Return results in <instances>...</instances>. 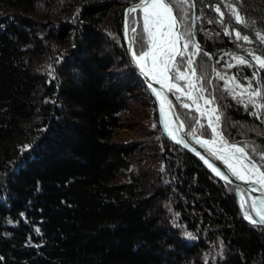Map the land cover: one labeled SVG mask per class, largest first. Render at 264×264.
Returning a JSON list of instances; mask_svg holds the SVG:
<instances>
[{
	"label": "trees",
	"instance_id": "1",
	"mask_svg": "<svg viewBox=\"0 0 264 264\" xmlns=\"http://www.w3.org/2000/svg\"><path fill=\"white\" fill-rule=\"evenodd\" d=\"M136 1L0 0V264H264V226L244 219L234 187L159 127L123 44V11ZM222 1L172 0L181 31L201 45L194 78L214 101L219 131L264 164V107L259 115L245 107L217 75L258 73L264 91V69L247 54L264 58V0H228L244 24ZM133 16L139 53L146 37ZM225 52L249 63L226 69ZM171 95L188 130L210 139ZM141 96L146 136L117 141L120 115Z\"/></svg>",
	"mask_w": 264,
	"mask_h": 264
},
{
	"label": "snow or ice",
	"instance_id": "2",
	"mask_svg": "<svg viewBox=\"0 0 264 264\" xmlns=\"http://www.w3.org/2000/svg\"><path fill=\"white\" fill-rule=\"evenodd\" d=\"M181 3L186 4L187 0H181ZM174 8L175 5L172 0H140L139 3L128 9V14L130 16L136 13L137 10L142 13V29L146 37V50H141L139 53L132 51L131 57L134 64L139 68L141 74L144 75L146 79L160 84L162 89L166 87L168 91L175 90L182 96L186 95L193 103H196V99L192 96V89L196 88V84L192 79V77H195L193 57L198 54L201 49L199 44L192 38L190 29L181 31L184 17L178 18V16L174 14ZM229 8L235 21L239 24H244L245 20L236 8L232 6H229ZM215 11L219 13L222 22L224 13L221 12L219 6L215 8ZM135 23H137V21L134 16L131 20L126 21V32L130 30L135 33L136 28L132 26ZM235 37L237 40L250 42L249 37L247 35L242 36L240 31L235 32ZM257 37L264 41V36L259 33H257ZM189 46L192 47V52L188 51ZM205 54L207 55V53ZM249 55L260 69H264V58L253 53H249ZM177 57H180L182 61L187 57L186 61H184L187 65L185 71H181L180 67L177 65ZM233 59L236 61V64L239 65H246L249 63V61L242 56H234ZM228 67H232V65H228ZM172 70H175L174 76L169 75ZM189 73H191V76H189ZM217 75L219 76V74ZM253 76H258V73H253ZM219 78L223 80L224 76H219ZM229 79L235 84V77ZM169 80H187V86L186 88H182L178 83H169ZM148 87L152 89L153 93H155L161 101V113L165 117L164 127L167 130V134L177 144H182L185 148H188L189 143L186 137L179 135L184 125L179 122L180 118L175 114L171 102L167 100L166 96H164L161 91L153 88L151 83L148 84ZM235 87L241 86L235 84ZM245 93L248 96L247 103L253 104L257 112L260 107H264V105L258 104L256 99L264 97V91L260 88L254 89L250 82L247 88H244L242 92L237 93V95L243 96ZM177 99H180V96H178ZM204 102L205 104H211L214 101L205 100ZM183 107L187 108L189 105L183 104ZM197 110L201 111L199 105H197ZM210 111L214 114L216 109L212 108ZM169 113H171V116L175 117V122L172 120L171 116H169ZM204 114L206 113L202 112V115ZM219 119V116H215V120L209 119L208 127L211 128L212 131L211 140H203L196 137L195 131L191 133L192 137L195 138L197 144L205 148L211 157L221 160L226 165L231 175L236 177V179L245 181L246 183L259 184L260 187L264 189V171H261L264 164H258L253 160L245 151L244 147H239L236 144H229L219 131ZM197 123H199V121H197ZM201 127H203V125H201ZM191 150L195 151V149ZM252 151H256V149L253 148ZM196 155L200 156V159L204 161L207 167L210 168L216 176L220 177V179L224 180L226 183H231L228 175L215 167L209 159H206L199 152H196ZM261 160H264V154L261 155ZM255 190V188L252 189V191ZM240 208L244 219L252 224H264V198L252 199L249 203L245 199V195L241 194ZM252 213L255 214V218ZM37 231L39 230L37 229ZM187 235L189 237L192 236L191 233H187Z\"/></svg>",
	"mask_w": 264,
	"mask_h": 264
},
{
	"label": "rangeland",
	"instance_id": "3",
	"mask_svg": "<svg viewBox=\"0 0 264 264\" xmlns=\"http://www.w3.org/2000/svg\"><path fill=\"white\" fill-rule=\"evenodd\" d=\"M229 6L235 7L228 0L222 1V7L225 10H227L229 15L232 17L233 21L236 22L232 12L230 11ZM221 12H222V10H221ZM139 15H140V13H139ZM218 16L221 19L219 13H218ZM140 18L142 20L141 15H140ZM236 31L237 30L232 31V35L234 36L235 39H236V37H235ZM259 34L264 36L261 33H259ZM258 40L264 46V41H262L259 38H258ZM240 41L245 43V44H248L251 42L250 39H249L250 42H245L243 40H240ZM188 51L189 52L193 51L191 46H189ZM249 53H253V52L250 49H248L247 54L249 55ZM253 54L257 55L256 53H253ZM234 56H241V55L231 54V53H226V52L222 54V63H223V65H225L224 68L229 69V68H233L235 66H243V65L236 64V61L233 59ZM249 57L251 58L250 55H249ZM177 58H179V57H177ZM186 59H187V57H185V61H186ZM252 62L257 68H259V66L255 63V61L252 60ZM177 65L180 67L181 71H185L187 69V65L186 64L183 65L181 60L177 61ZM228 65H232V67H228ZM169 75L174 76L175 70H172L169 73ZM189 76H191V73H189ZM219 76H224V79L222 80L224 83V88L233 98L238 100L245 107L254 111L257 115L260 114V109L257 112V109L253 104L247 103L248 96L246 93L243 96L237 95V93L242 92V90L244 88H247V86L250 82H251L252 87L254 89L259 88L257 85L256 76L255 77L253 76V78H251V79L244 78L242 81H239L234 75H232L228 72H222L221 74H219ZM231 77H235V84H239L241 87H235V84H233V82L229 79ZM192 79H193V82L196 84V88L192 89V96L196 99V103H193V101L190 100L186 95L182 96L180 93L176 92L175 90H172V92H174L176 98L178 96H180L179 100L181 101L182 106H183V104H188L189 107H187V109L193 110L195 112V114L197 115V121H199L198 127H201V125L206 126L208 131L211 134V138L210 139L205 138V139L211 140L212 139V131H211V128L208 127L209 119L211 118L212 120H215V116H219V114H218V111H217V109L213 103L205 104L204 101L210 100V99L203 95L202 91L199 89V87L197 85V81L195 80V78L192 77ZM168 82L169 83H178L182 88H186V86H187V80H180V81L169 80ZM233 89H234V91H233ZM170 93H171V91H170ZM201 97H203V98H201ZM256 99H257V103L260 104V98H256ZM197 105H199L201 111L197 110ZM212 108L216 109V112L214 114L211 113V111H210ZM202 112H204L206 114L202 115ZM149 115H150L149 103L147 102L146 98L141 96V98L139 99L137 104L131 105L127 112L120 115L123 118V123H124L123 126L124 127L121 128L120 130H118V132L116 134V140L117 141H132V140H140V139L144 138L147 134V130H148V126H149L148 121H147L149 118ZM200 120H203V121L201 122ZM217 146H219V145H217ZM117 181H119V178L117 179Z\"/></svg>",
	"mask_w": 264,
	"mask_h": 264
},
{
	"label": "water",
	"instance_id": "4",
	"mask_svg": "<svg viewBox=\"0 0 264 264\" xmlns=\"http://www.w3.org/2000/svg\"><path fill=\"white\" fill-rule=\"evenodd\" d=\"M139 2H140V0H137L136 2L129 4L128 6L125 7V9L123 11V20H122L123 44H124V48H125L128 60H129V62L131 64L132 68L134 69L135 74L137 75V77L141 81V83H142L145 91L147 92V94L150 96V98L155 103L159 127H160L164 137L168 141H170L171 143L177 145L178 147H180L181 149L186 151L188 154L193 156L213 176H215L216 178L220 179V177L216 176L215 173H213L211 171V169L207 167V165L204 163V161L200 159V156L196 155V152H199L206 159H209V161L212 162L215 167L219 168L222 172H224L226 175H228L229 180L231 181V183H228V184H230V185H232L234 187L235 194H236V199H237V202H238V206H239L241 215L243 216V213H242L241 208H240V195L244 194L245 195V199L250 203L252 199L264 198V189H262L259 184L246 183L245 181L236 179V177L231 175V173L228 171L226 165L221 160H218V159H215L214 157H211L209 155V153L205 150L204 147H202L200 144H197L195 138L192 137L191 132L188 130L187 124H186L185 120L183 119V117L181 116V114H180V112H179V110H178V108H177V106H176V104L174 102V99H173V97H172V95L170 93V91H168V89L166 87L162 89L160 84H157L154 81L146 79V77L141 74L139 68L132 61L131 52L134 51L133 38H132V32L130 30L126 32V21H129L130 17H131L128 14V9L132 8L135 4H137ZM137 12H139L140 15L142 16V13L139 10H137ZM133 14H135V13H133ZM193 27H194V20L192 21V29H193ZM199 46L201 47L200 44H199ZM149 83L152 84L153 88H156L158 91H161L163 93V95L166 96L167 100L171 102V104L173 106V109L175 111V114L178 115L179 118H180L179 122L183 123V125H184L183 129L179 132V135L186 137V139H187V141L189 143V147L188 148H185L182 144H177L173 139H171V137L168 136V134L166 132V129L163 126L164 118H163V115L161 113V101H160V99H158V97L155 95V93H153L152 89L148 87ZM169 116H171V113H169ZM171 118L175 122V117L171 116ZM196 137H199L200 139H203V140H207V139H205V138H203L201 136H197L196 135ZM191 149H195V151H192ZM220 180H222V179H220ZM253 188H255L256 190L252 191ZM252 215L255 218V214L252 213ZM255 225L264 226V224H260V223H257Z\"/></svg>",
	"mask_w": 264,
	"mask_h": 264
},
{
	"label": "bare ground",
	"instance_id": "5",
	"mask_svg": "<svg viewBox=\"0 0 264 264\" xmlns=\"http://www.w3.org/2000/svg\"><path fill=\"white\" fill-rule=\"evenodd\" d=\"M163 118H164V121H165V117L163 116ZM164 121H163V126H164ZM165 128V127H164ZM166 132H167V130H166ZM169 136V135H168ZM170 137V136H169Z\"/></svg>",
	"mask_w": 264,
	"mask_h": 264
}]
</instances>
